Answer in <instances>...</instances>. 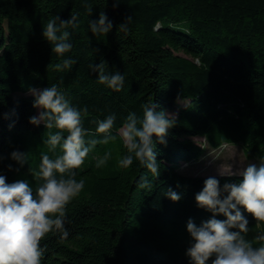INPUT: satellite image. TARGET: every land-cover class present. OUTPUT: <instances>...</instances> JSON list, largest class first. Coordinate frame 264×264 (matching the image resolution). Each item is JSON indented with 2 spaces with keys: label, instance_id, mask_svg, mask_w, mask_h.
Instances as JSON below:
<instances>
[{
  "label": "trees",
  "instance_id": "trees-1",
  "mask_svg": "<svg viewBox=\"0 0 264 264\" xmlns=\"http://www.w3.org/2000/svg\"><path fill=\"white\" fill-rule=\"evenodd\" d=\"M101 12L114 27L95 35L90 21ZM73 14L79 27L62 29L70 32L72 47L59 56L43 37L44 26ZM128 16L125 33L116 26ZM66 58L76 61L69 69L62 66ZM100 62L108 73L124 75L121 91L98 82L89 65ZM53 84L73 106L87 108L86 140L100 138L95 121L115 114L116 135L130 112L142 118V105L153 99L158 110L174 111L177 122L166 143L156 144L157 178L135 159L128 168L118 165L127 154L119 136L96 146L75 170L85 187L67 206L69 237L48 234L42 264H191L187 221L199 225L211 216L197 206L195 194L210 176L221 186L239 180L182 170L183 162L193 168L202 159L203 147L193 137H204L212 149L240 143L264 159V0H121L116 9L112 0H0V174L9 183L26 179L35 190L39 181L29 169H38L41 153L60 154L44 144L47 132L56 130L29 122L38 114L29 89ZM108 150L111 159L97 168ZM14 151L24 154L23 163L12 159ZM142 179L151 187L140 188ZM169 188L180 195L178 202L165 195ZM247 218L249 239L264 232V223L257 227Z\"/></svg>",
  "mask_w": 264,
  "mask_h": 264
},
{
  "label": "clouds",
  "instance_id": "clouds-1",
  "mask_svg": "<svg viewBox=\"0 0 264 264\" xmlns=\"http://www.w3.org/2000/svg\"><path fill=\"white\" fill-rule=\"evenodd\" d=\"M120 3L121 0H112L113 9ZM131 19L128 16L116 27L126 33ZM69 26L79 27L77 15L73 14L69 19L56 16L44 26L42 35L52 45V52L59 56L71 50L70 32L62 31ZM113 27V21L105 12L90 21L91 32L95 35L108 34ZM75 63L74 59L66 58L62 66L69 69ZM89 68L97 74L100 84L116 92L122 90L125 77L119 71L108 73L105 62L90 64ZM29 93L34 97L33 107L38 109V114L30 117L29 122L35 126L43 124L46 130H56L47 132L44 144L49 152L55 153L59 148L60 154L53 158L41 153L38 169H29L33 179L39 181L35 190L26 179L9 183L6 176L0 174V264H42L45 249L41 242L48 234L58 232L61 240L69 237L65 228L67 206L85 187V180H77L75 170L82 167L97 145H108L119 136L127 154L118 160V165L128 168L135 159L157 178L161 164L157 160L156 144L166 143L169 129L177 122V114L158 110L159 105L153 99L142 105V118L130 112L116 135L113 134L115 114L95 121V135L100 138L86 140L91 134L82 123V112L87 111L86 107L73 106L55 84L42 90L30 88ZM11 157L24 162L22 153L14 151ZM111 157V150L106 151L96 160L95 166H105ZM232 176L239 180L226 182L223 186L217 178L210 176L195 194L197 206L211 216L199 225L192 219L187 221L186 230L192 242L186 255L191 264H208L209 261L211 264H264V232L249 239L251 229L247 218L251 216L257 227L264 223V162H250ZM139 187L150 188L151 184L142 179ZM165 195L173 202L181 199L171 188ZM219 216L225 219H218Z\"/></svg>",
  "mask_w": 264,
  "mask_h": 264
},
{
  "label": "rangeland",
  "instance_id": "rangeland-1",
  "mask_svg": "<svg viewBox=\"0 0 264 264\" xmlns=\"http://www.w3.org/2000/svg\"><path fill=\"white\" fill-rule=\"evenodd\" d=\"M179 102L183 105L186 100L180 99ZM193 139L203 147L199 156L202 152L204 153L202 159H199V163H195L193 168L189 167V163H182V170L188 173L233 174L242 170L250 162L257 164L264 162V159L258 155L246 153L240 143L223 144L220 149H212L204 137L195 136Z\"/></svg>",
  "mask_w": 264,
  "mask_h": 264
},
{
  "label": "water",
  "instance_id": "water-1",
  "mask_svg": "<svg viewBox=\"0 0 264 264\" xmlns=\"http://www.w3.org/2000/svg\"><path fill=\"white\" fill-rule=\"evenodd\" d=\"M212 175H217V174H212Z\"/></svg>",
  "mask_w": 264,
  "mask_h": 264
}]
</instances>
